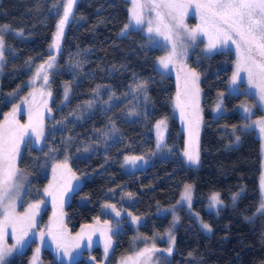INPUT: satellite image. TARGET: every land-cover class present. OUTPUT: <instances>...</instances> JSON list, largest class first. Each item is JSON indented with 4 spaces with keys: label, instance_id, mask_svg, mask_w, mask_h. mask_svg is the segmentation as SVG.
I'll return each mask as SVG.
<instances>
[{
    "label": "trees",
    "instance_id": "16d2710c",
    "mask_svg": "<svg viewBox=\"0 0 264 264\" xmlns=\"http://www.w3.org/2000/svg\"><path fill=\"white\" fill-rule=\"evenodd\" d=\"M55 3L57 0H0V26L11 30L4 35L0 121L13 109L12 104L4 100L6 94L17 89L29 92L25 84L32 70L26 62L31 63L38 56L42 60L49 56L47 48L58 18ZM128 6L127 0L76 1L59 43L56 67L49 76L53 129L47 134L43 152L24 156L20 168L31 185L41 188L46 182L40 171L44 152L48 146L51 151L63 147L59 155L69 152L72 170L89 175L66 207V227L71 232L97 217L101 202L107 199L105 193L120 187L135 196L130 210L144 217L141 233L159 235L169 225V217H158L155 210L174 205L181 186L191 184L192 208L211 226L212 233L201 232L189 215L180 210L174 251L171 256L158 253L154 264H264V216L257 214L259 141L255 131L241 128L242 119L236 111L216 118L210 111L219 93L225 94L224 104L228 109L238 100L226 91L232 54L221 51L204 55L200 51L203 44L196 42L188 58L190 68L199 74L203 125L198 146L199 167H184L178 155L183 137L171 116L175 94L173 78H163L157 72L155 59L160 50L148 47L140 30H129L121 35L128 21ZM144 82L150 107L146 116L128 120L124 117L122 103L105 106L109 95L119 97L132 85ZM64 86L69 88L65 103ZM88 101H92L91 107L87 106ZM161 118L169 120L168 144L169 148L174 145L175 156L155 159L144 171L124 173L121 170L124 156L152 153V128ZM233 130L239 137L238 145L227 147L232 142ZM105 135L114 139H105ZM50 161L55 158L48 163ZM211 193H218L223 202L217 216L204 210ZM236 193L239 196L233 202ZM78 195L87 196L89 204L78 206L75 202ZM131 234L130 227L124 225L121 233L113 235L115 246L111 262L130 250ZM157 243L166 245L165 241ZM94 253L98 257V248ZM28 255L29 250H26L12 257L8 264H27ZM42 261L43 264H60L48 250H43ZM73 264L86 262L78 259Z\"/></svg>",
    "mask_w": 264,
    "mask_h": 264
},
{
    "label": "rangeland",
    "instance_id": "374dc122",
    "mask_svg": "<svg viewBox=\"0 0 264 264\" xmlns=\"http://www.w3.org/2000/svg\"><path fill=\"white\" fill-rule=\"evenodd\" d=\"M77 1V0H76ZM129 3L128 6V21L130 20V12L129 9L132 7L131 0H127ZM64 0H61L60 6L56 8L58 11V18L57 22L59 21L60 17L63 14V4ZM75 6V4H74ZM74 11V7H73ZM73 15V13H72ZM72 15L69 18V21L72 18ZM151 15L154 16V13H146V16ZM68 21V22H69ZM184 23L188 25L189 29L194 28L196 25L200 23L199 17L196 15L194 8L187 9V15L184 16ZM68 24V23H67ZM66 24V25H67ZM65 25V28H66ZM4 26H0L2 28ZM64 28V31H65ZM129 30H140L145 37V44L150 48H156L160 50V54L155 59V69L161 75V77H169L173 78L175 84V94L171 101V116L176 120L178 124V133L182 134V147L178 151V155L180 157V162L184 167L197 169L199 164H191L188 162L187 158L184 155V152H196L198 151L199 141H200V134L203 125V106H202V94L199 88V81L197 82V86L199 88L198 94V114L196 118H193V111L194 108L192 106H188L185 108V115L181 117V110L175 106V100L178 90L181 92V99H184V90H185V80L189 79L186 76L188 70H190V66L188 63V58L195 50V45L190 46L188 48V54L185 58L177 60L175 63L170 64L167 70L161 68L158 64L159 58L164 57L168 54V51L171 47L170 44H167L163 40L162 37L156 36L154 33L148 34L146 30V25L143 27H132ZM11 30L5 31L3 36L10 32ZM57 31L56 25L51 36V42L47 48V53L49 56L45 57L42 60L41 56L36 57V60H32L29 65V70L31 69V74L28 79V82L25 84V87H28L29 92H23L19 89V91H14V95L6 94L4 100L7 103H11L14 107L15 105L24 106V109H21L16 116V119L20 121L21 124L28 123V112L29 109L32 110L33 114L35 115L36 111L39 110L41 115L43 116V136L40 139H37L35 134H31L30 137L25 138V142L20 146V156L17 161V165L21 172L23 173L22 169L20 168V162L24 156H32L33 153L41 154L43 149L47 146L46 137L48 132L53 129L52 124L50 121L53 119V112H49L47 109L50 108L51 95L49 96L48 93L51 92L50 85H45L42 79H38L35 81L34 84L30 83L32 76L34 75L36 69L39 65L45 64V70L50 76V73L53 68L56 67L57 64V50L56 48H51L54 40V33ZM15 32V31H14ZM16 33V32H15ZM64 34V32H63ZM63 35L61 36L60 40L62 41ZM61 41L59 43L61 44ZM196 42H201L203 45L200 48V51L204 55H208L214 52H221V51H228L232 54V71L230 74V78L228 81L227 86V94L237 97L238 100L233 103L232 107L228 109L224 104L225 94L219 93L217 98L215 99L214 104L211 107V114L214 118L227 114L231 111H236L238 115L241 117V128L243 130H253L256 133V137L260 144V176H259V190H260V197H261V189H260V178L261 175L264 174V133H260L258 128H246L245 124L251 123V120L259 119L262 115H264V106H260L258 102V97L256 96V90L250 88L247 84V80L242 79L237 82V84L233 85L230 83L231 77L233 72L235 71V49L232 47V50L229 51L226 48H218L211 52H206L204 49L207 45V37L200 36L198 37ZM60 47V46H59ZM55 56V64L54 67L48 69L46 66V62L50 59V57ZM3 61H0V66H2ZM182 66H186L183 67ZM1 70V67H0ZM241 76L244 77L245 74L241 73ZM50 81V79H49ZM140 84V83H138ZM64 86V90H65ZM238 89V90H237ZM22 93V94H21ZM27 93H33V95L29 96ZM43 93V95H42ZM69 93V92H68ZM221 94H223L221 96ZM28 98V102L24 103V98ZM69 97V94H68ZM68 99V98H67ZM64 93H63V102L65 103ZM106 107H109L112 103H122L124 117L128 120H133L139 117H144L150 111V107L148 106L147 96H146V87L144 88H137L136 85H132L130 89H128L123 95L119 97H113L109 95L107 100ZM46 104V106H45ZM217 104L220 105L219 110H217ZM246 106L252 110L253 115L251 119H246V115L243 111L241 106ZM51 109V108H50ZM12 109L9 111L11 112ZM21 116H23L21 118ZM197 120H198V128H197ZM159 121H164V124L161 125L159 130L157 129L156 125ZM49 122V127L47 123ZM58 125L59 124H55ZM153 136H154V149L152 153L148 156H136V157H143V160H138L135 165L125 163L124 157L121 161V170L127 174H134L138 171H144L150 165H152L155 159H163L175 156L173 153L174 145L168 144V138L170 133V126L168 118H161L157 120L152 128ZM158 132L159 135L162 137L160 141V147H157L158 144ZM52 134V133H51ZM106 136V137H105ZM105 139H114V137H109L105 135ZM237 134L235 130H233L232 135V142L227 145L229 146H236L238 145L239 140L236 139ZM52 138V137H51ZM106 147V145H104ZM197 149V150H196ZM64 151V148H60L56 151H51L50 147L48 146L47 151L44 152L43 157L41 158V176L46 178V182L44 186L41 188H37L34 185H31L27 175L23 173L24 177V190L20 199L16 203V211L18 213H23L27 206L31 203H36L38 201H44L41 204V208L39 214L36 216V227L33 228L28 236V243L23 247L22 250H18L14 252L12 256L7 258V261L14 257L15 255L21 254L26 250H29L28 261L27 264H31L32 257L36 254V249L39 248V253L37 256L36 264H43L42 261V252L43 250H48L52 255L53 258L60 264H73L78 259H84L86 264H119L122 257H132L133 261H137V264H154V261L157 257V254H165L166 252H152L146 253L143 256L137 257V253L141 252L145 248L151 249L153 245L157 249H167L169 245V236L168 233L171 231L172 235L175 237V229L179 223V211L184 210L189 217L193 220L197 228L206 235H211V232H207L202 228V223H205L200 214L193 210V188H192V202L191 206L187 204V202L175 203L174 205L168 207H159L155 210L154 214L158 217L168 216L169 217V225L161 234H157L154 236H146L145 234L141 233L140 226L144 221V217L138 216L132 213L130 207L135 201V196L126 191L120 190V187H116L113 189L108 190L105 193V200H103L100 204L99 214L97 217L93 218L90 222L83 224L78 228L77 231L71 232L66 227V207L72 200V196L78 191V189L82 186L84 180L89 177V175H82L77 174L72 170L70 155L69 152L66 151L63 155H59ZM52 157L55 158V161L48 160ZM65 157L67 160L65 161ZM67 163V168L60 167L57 168L55 179H53V172L52 167L54 164H63ZM200 163V160H199ZM52 187L49 189L52 192V196L45 195L44 189L48 188L49 185ZM185 185L191 184H183L180 189V194L184 190ZM192 186V185H191ZM73 189V190H69ZM213 193L209 194L206 198V202L204 205V210L208 213L217 216L219 211L223 208L222 205H217L215 207H210V197ZM53 196L55 197V202H53ZM220 198V195H219ZM177 200V201H178ZM221 200V199H220ZM75 202L78 206H87L89 204V198L87 196L78 195L75 198ZM53 203H55V208L53 207ZM105 204H112L115 205L116 211L120 213L119 216L116 215V212L112 211L111 208H104ZM175 206V207H174ZM55 212V216L53 213ZM131 213L132 216L140 217V220L137 223L132 222V217L128 215ZM174 214L178 217V220L174 222ZM105 221L108 223L106 224ZM124 225L130 227L132 234L129 239L130 250L121 255L116 259V262H111V255L113 253V249L115 246V240L113 235L115 233H121L124 230ZM49 228H51L52 235L50 236ZM83 230V231H82ZM8 235L6 236V242L8 245H12L15 243V240L12 238L11 235V228L8 230ZM40 233L44 234L43 242L40 239ZM80 234V235H78ZM103 234V235H102ZM17 235H19V229L17 231ZM111 237V247L109 248L107 257L104 254V246L105 242L108 237ZM55 237V239H53ZM89 238H91V243L89 242ZM165 241V246L158 245L157 242ZM175 244V243H174ZM59 245V247H58ZM98 248V257L94 253V249ZM67 251L68 255H65ZM174 251V246H173ZM131 264V262H130Z\"/></svg>",
    "mask_w": 264,
    "mask_h": 264
},
{
    "label": "snow or ice",
    "instance_id": "6c2138e0",
    "mask_svg": "<svg viewBox=\"0 0 264 264\" xmlns=\"http://www.w3.org/2000/svg\"><path fill=\"white\" fill-rule=\"evenodd\" d=\"M75 3L76 0H64L62 4L63 14L56 24L57 31L54 33V40L52 45H50L51 48L59 49L60 38L63 35L65 25L73 13ZM131 4L132 7L129 9L130 20L128 24L124 25L121 35L126 34L134 26L140 28L146 25L147 33L150 36L154 33L156 36L162 37L171 47L166 56L159 58L158 64L161 68L167 70L170 64L185 58L188 54V48L196 44L198 37H207V45L204 49L206 52H211L218 48H226L231 51L232 47H234L236 55L235 71L230 83L235 85L239 80L246 78L248 86L256 90L255 94L258 97L259 105L264 106V0H131ZM59 6L60 0H57L53 7ZM189 8L195 9L196 15L200 20V23L191 29L184 23V16L187 15V9ZM146 13H154V16H146ZM7 30V26L0 28V61L5 59L3 33ZM26 63L30 65V61ZM54 64L55 56H52L46 62V66L51 69ZM241 73H244L245 76L242 77ZM186 76L189 79L185 80L184 99H181V92L178 90L175 106L181 110L182 118L185 115V108L192 106L194 108L192 115L195 119L199 111L197 99L199 94L197 86L199 74L195 69H190L187 71ZM38 79H42L43 83L48 85L49 74L45 70V64L38 66L30 83L34 84ZM136 87L144 88L146 87V82L137 84ZM68 92L69 88L65 87V100L68 98ZM9 95H14V93ZM31 95L33 93H29V96ZM48 95L50 96L51 92ZM27 102L28 98L25 97L24 103ZM87 106L91 107L92 101H88ZM219 107L220 105L217 104V110H219ZM241 107L244 113L247 114L246 119H251L252 110L243 105ZM20 110V105H15L12 111L4 116L3 121H0V264H8L7 258L12 256L14 252L22 250L28 243L27 238L30 231L36 227V216L39 214L41 204L44 203V201L31 203L23 213L16 211V203L24 190L23 173L17 165L20 156V146L25 142V138L30 137L31 134H35L37 139L43 136V116L39 110L34 115L32 110L29 109L27 124H21L16 119ZM47 110L51 112L50 108ZM196 123L198 128V120ZM163 124L164 121H159L156 125L157 129L159 130ZM245 127L258 128L260 133H264V115L259 119L251 120V123L245 124ZM236 139L238 141L239 137L237 136ZM161 140L162 137L158 132V148ZM184 155L189 163L199 164L198 151L190 152L186 150ZM66 160L67 157H65ZM124 160L125 163L135 165L138 160H143V157L125 156ZM60 167L67 168V163L53 165V179H55L57 168ZM51 187L52 185L50 184L48 188L44 189L45 195H53L49 190ZM192 188L193 186L191 185L184 186V190L180 194V200L177 201L178 204L187 202L191 206ZM260 189L261 197L257 214L264 216V174L260 178ZM129 196H131L130 193ZM238 196L239 193L233 195V202L236 201ZM210 201V207L222 205L223 203L218 193H213ZM53 202H55L54 196ZM53 207L55 208V203H53ZM103 207L111 208L112 211L116 212L117 216L120 215L116 211L115 205L105 204ZM53 215L55 216V212ZM128 215L132 217L133 223H137L140 220V217L132 216L131 213H128ZM176 220H178V217L174 214V222ZM105 223L107 224L108 222L105 221ZM9 228L12 230V238L15 240L12 245H8L6 242ZM202 228L207 232L212 231L211 226L207 223H202ZM18 229L19 235H17ZM48 234L52 235L51 228H49ZM168 236L170 246L167 249H157L153 245L151 249L145 248L137 253V257L152 252H166L168 256H171L175 237L171 231H169ZM40 239L43 242V233H40ZM89 242L91 243V238H89ZM110 247L111 237L109 236L104 246L105 257H107ZM39 251V248H37V255L32 257L31 264H36ZM65 255H68L67 251ZM189 256H192V253H189ZM130 262L131 264H137V261H133L132 257H122L119 264H130Z\"/></svg>",
    "mask_w": 264,
    "mask_h": 264
}]
</instances>
